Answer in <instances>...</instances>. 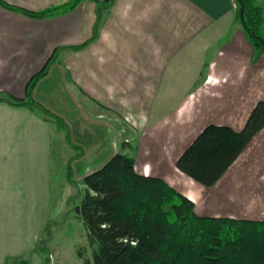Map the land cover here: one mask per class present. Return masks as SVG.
<instances>
[{
    "label": "crops",
    "instance_id": "0c3cea01",
    "mask_svg": "<svg viewBox=\"0 0 264 264\" xmlns=\"http://www.w3.org/2000/svg\"><path fill=\"white\" fill-rule=\"evenodd\" d=\"M4 1L40 11L70 0ZM228 29L231 39L219 44ZM255 55L238 0H82L48 18L0 5V93L27 100L29 82L47 67L31 100L65 120L83 159L101 163L92 171L124 141L140 173L164 178L201 215L264 209V128L212 187L176 166L204 127L241 130L264 100V53ZM55 134L38 110L0 101V264H65L41 238Z\"/></svg>",
    "mask_w": 264,
    "mask_h": 264
},
{
    "label": "trees",
    "instance_id": "16d2710c",
    "mask_svg": "<svg viewBox=\"0 0 264 264\" xmlns=\"http://www.w3.org/2000/svg\"><path fill=\"white\" fill-rule=\"evenodd\" d=\"M81 1L40 11L4 0L0 5L31 18H48L68 13ZM238 1L250 42L264 51L260 34L264 8L255 6L253 0ZM47 73L46 67L29 82L27 100L0 93V101L28 105L58 129L66 128L59 115L31 100L37 81ZM263 128L264 100H259L241 130L219 124L204 127L176 166L212 187ZM83 185L75 211L87 231L92 255L86 257L81 250V264H264V220L201 215L196 203L164 178L140 173L129 154H114L87 174Z\"/></svg>",
    "mask_w": 264,
    "mask_h": 264
},
{
    "label": "rangeland",
    "instance_id": "374dc122",
    "mask_svg": "<svg viewBox=\"0 0 264 264\" xmlns=\"http://www.w3.org/2000/svg\"><path fill=\"white\" fill-rule=\"evenodd\" d=\"M253 4L264 8V0H253ZM228 31L227 36H223L219 44L226 43L228 39H231L234 29H228ZM260 34L264 38V22L261 25ZM237 45L242 48L246 46L241 44V42H236L235 46L237 47ZM241 49L239 48V51L243 50ZM255 50L254 62L261 60L259 54L264 53L260 49L255 48ZM179 102L180 99H176L174 105L177 107ZM66 125V128L59 127V134H55L53 140L52 211L48 227L41 238L44 240L42 241L44 246L48 245V249H52V252L58 249L64 252L63 261L65 264H74L76 262L81 264L80 251L82 250L83 254L89 257L92 255V249L89 244L87 231L76 215L75 205L81 201L83 195L84 176L101 163L89 162L83 159L84 149L75 143L76 141L71 136L69 125L67 123ZM128 134L131 135V132L129 131ZM123 142L121 152L129 151L128 146H125ZM189 144L190 142H188L187 147ZM210 198L207 200H210ZM242 207L241 204H238V206L230 205L220 210L219 213L221 214L219 215L264 220V209H246L247 205H244L245 208ZM204 212L208 216H214V213H216L212 210H204ZM244 212H247V214Z\"/></svg>",
    "mask_w": 264,
    "mask_h": 264
},
{
    "label": "water",
    "instance_id": "95a60500",
    "mask_svg": "<svg viewBox=\"0 0 264 264\" xmlns=\"http://www.w3.org/2000/svg\"><path fill=\"white\" fill-rule=\"evenodd\" d=\"M243 13V12H242Z\"/></svg>",
    "mask_w": 264,
    "mask_h": 264
}]
</instances>
